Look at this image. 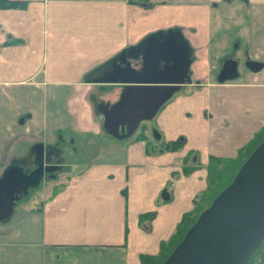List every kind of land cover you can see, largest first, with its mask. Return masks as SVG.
Returning <instances> with one entry per match:
<instances>
[{"label": "crops", "instance_id": "crops-1", "mask_svg": "<svg viewBox=\"0 0 264 264\" xmlns=\"http://www.w3.org/2000/svg\"><path fill=\"white\" fill-rule=\"evenodd\" d=\"M6 1L0 180H29L0 214V264L158 255L208 193L210 158L236 159L264 133V0ZM174 43L189 81L132 133H112L108 111L134 84L118 69L141 70L149 47ZM235 43L245 73L220 82Z\"/></svg>", "mask_w": 264, "mask_h": 264}, {"label": "water", "instance_id": "water-1", "mask_svg": "<svg viewBox=\"0 0 264 264\" xmlns=\"http://www.w3.org/2000/svg\"><path fill=\"white\" fill-rule=\"evenodd\" d=\"M176 45L153 49L149 58L154 61L147 59L141 70L137 71L129 63L118 69L120 75L134 84L123 91L108 111L107 127L112 133H132L140 120L153 116L175 88L189 81L181 64L184 48L182 44ZM173 59L176 62L169 64ZM246 67L257 71L262 63L247 61ZM147 70L154 81H145L149 78ZM238 76V62L229 58L221 65L217 80H234ZM28 180L16 170L4 175L0 180V214L7 212L9 204L18 198L21 188L17 183ZM263 240L264 139L242 162L231 182L199 213L162 264H247Z\"/></svg>", "mask_w": 264, "mask_h": 264}, {"label": "trees", "instance_id": "trees-1", "mask_svg": "<svg viewBox=\"0 0 264 264\" xmlns=\"http://www.w3.org/2000/svg\"><path fill=\"white\" fill-rule=\"evenodd\" d=\"M15 4V2H8L6 0H1L0 1V5L1 6H10ZM264 139V133L259 134L258 136H256L254 138V140H252V142H250L248 145H246L245 147H243L239 152H238V158L236 159H231V160H226V161H222L220 159H216V158H210V163H209V177H208V185L212 184L216 181L215 179H219L218 177H220L221 174H223V171H225V173H228V170H230V165H232V163H237L238 166L235 169V171L232 173V175L230 176V180L229 182H231V179L234 175V173H236V170L238 169V167L242 164V162L245 160V158L252 152V150ZM183 141L178 140V141H174V142H170L167 146L169 148H173V149H177L178 147L181 146ZM218 164H221V167L217 168L216 165L218 166ZM228 169V170H227ZM215 175V176H213ZM228 182V183H229ZM209 187V186H208ZM218 194L215 193V195L213 196V198ZM212 198V199H213ZM192 212L189 214H186L182 221L180 222L178 228L176 229L172 239H174V242L172 243V246L170 245L169 248H165V245H161V249L158 255L156 256H145V255H141L140 259H141V264H162V262L164 261V259L167 257V255L170 253V251L173 249V247L182 239L185 231L188 229V227L190 225H192L195 221V219L193 220H189L188 225L180 230V227L182 226V224L184 222L188 221V218L191 216ZM176 237H178L177 240ZM171 239V240H172ZM174 245V246H173ZM247 264H264V240L262 241V243L260 244V246L255 250V252L250 256V259L248 261Z\"/></svg>", "mask_w": 264, "mask_h": 264}, {"label": "rangeland", "instance_id": "rangeland-1", "mask_svg": "<svg viewBox=\"0 0 264 264\" xmlns=\"http://www.w3.org/2000/svg\"><path fill=\"white\" fill-rule=\"evenodd\" d=\"M235 50H236V43L234 44V47L232 48V50L230 51L229 50V53H224V54H227V57H231V58H235L238 62V71H239V76H242L243 73H245V68H244V57L243 55H236L235 54ZM238 76V77H239ZM66 140V139H65ZM60 142H64L63 140H60ZM246 159V158H245ZM237 160V159H236ZM235 160V161H236ZM232 163V165H230V170H228V173H225L226 170L223 171V174L220 175V177H218L219 179H215L216 181L213 183V185L209 184L208 186V193L206 195H202L201 197L204 196L203 200H200L197 202V205L196 207L194 208V210L192 211V214L191 216L188 218V221L187 222H184L182 224V226L180 227V230L184 229L188 223H189V220L191 219H196L197 216L199 215V213L205 209L212 201V198L213 196L215 195V193H219V191H221L229 182L230 180V176L232 175V173L235 171V169L237 168L238 164L237 163ZM237 162V161H236ZM216 167H218L216 165ZM239 168V167H238ZM237 171V170H236ZM235 174V173H234ZM215 176V175H213ZM234 176V175H233ZM233 178V177H232ZM232 180V179H231ZM230 183V182H229ZM32 191L34 192V188L32 189ZM178 237H176L175 240H177ZM174 239L171 240V242H174L173 241ZM171 246H172V243H171ZM174 246V245H173ZM171 252V251H170Z\"/></svg>", "mask_w": 264, "mask_h": 264}, {"label": "flooded vegetation", "instance_id": "flooded-vegetation-1", "mask_svg": "<svg viewBox=\"0 0 264 264\" xmlns=\"http://www.w3.org/2000/svg\"><path fill=\"white\" fill-rule=\"evenodd\" d=\"M177 46V45H176ZM158 48V47H160V46H158V45H153V46H151V47H149V49H147V53H150L153 49H155V48ZM233 59H235V58H233ZM236 60V59H235ZM17 185L18 186H20V191L22 190V187H23V184H21V183H17Z\"/></svg>", "mask_w": 264, "mask_h": 264}]
</instances>
